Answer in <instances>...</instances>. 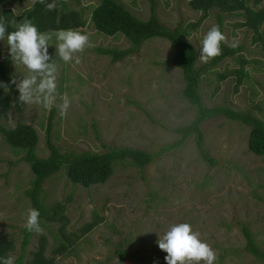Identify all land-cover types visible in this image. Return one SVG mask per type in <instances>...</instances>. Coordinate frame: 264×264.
I'll return each instance as SVG.
<instances>
[{
	"label": "rangeland",
	"instance_id": "obj_1",
	"mask_svg": "<svg viewBox=\"0 0 264 264\" xmlns=\"http://www.w3.org/2000/svg\"><path fill=\"white\" fill-rule=\"evenodd\" d=\"M63 1L66 9L79 12L85 20L84 26L73 30L89 37V46L78 54L79 64H65L55 55V37L49 41V55L58 69L56 104L66 94L71 101L67 115L61 117L55 105L46 109L35 103L22 104L18 111L12 98L13 106L1 115L0 123L12 128L20 119L33 126L39 157L49 154L47 122L52 110L50 138L61 151L102 153L112 147H129L153 152L176 141L180 135L173 129L189 124L196 113V106L183 95L182 70L172 62L176 46L153 37L144 41L137 53L114 62L94 49H125L130 42L121 33L107 36L96 32L91 15L98 0ZM117 1L137 18L149 17L148 0ZM188 1L157 0L158 18L169 28L196 21L201 12L191 9ZM34 2L0 0V21L4 11L16 22L24 19L23 13ZM247 5L258 9L264 1ZM241 21V13L224 15L221 32L227 41L223 43L241 46V50L211 67L200 60L199 52L203 36L218 24L216 10L191 29L188 37L196 50L195 66L203 68L199 94L206 107L227 105L250 111L264 121V43L252 42V31L240 26ZM261 29L264 41V23ZM4 58L12 79L30 75L23 65L13 64L6 39L0 41V61ZM241 58L246 62L240 64ZM240 66L247 74L237 85L230 71ZM219 73L226 77L219 78ZM200 127L203 147L213 165L201 157L191 135L142 171L127 160H118L103 184L84 187L72 183L64 170L53 175L43 184L42 203L50 213L57 212L56 220H43L42 233L32 232L23 258L31 256L44 236L45 256L53 257L55 264H144L117 255L119 248L163 262L167 253L156 243L158 233L188 223L215 251L214 264H263L245 249L241 227L246 225L264 250V155L249 151L250 128L239 121L218 115ZM21 155L0 135V233H8L14 240L10 255L15 259L21 253L25 214L31 208L24 191L33 178ZM93 221L95 226L87 231L86 225ZM59 240L71 244L69 254L53 253Z\"/></svg>",
	"mask_w": 264,
	"mask_h": 264
},
{
	"label": "trees",
	"instance_id": "obj_2",
	"mask_svg": "<svg viewBox=\"0 0 264 264\" xmlns=\"http://www.w3.org/2000/svg\"><path fill=\"white\" fill-rule=\"evenodd\" d=\"M262 1L264 0H189V7L201 12V16L196 21L189 22L186 26H182L179 22L175 27L169 28L157 16V0H148L150 14L145 20L134 16L117 0H98L91 15L96 32L107 36L121 33L129 40L130 45L125 49L96 47L94 49L96 53L110 56L111 60L115 62L122 60L125 56L137 53L143 42L148 39L161 37L169 40L177 48L172 62L182 70L185 82L183 95L191 104L196 106L195 118L187 125L174 128L173 130L180 137L174 142L162 145L156 151L150 152L129 147H112L102 153H90L87 151H61L58 146L53 144L50 138L54 113V110H52L47 122L46 144L49 149L47 157H39L36 153L38 134L33 126L24 123L20 119L17 120L12 128H7L0 123V135L3 140L16 152L22 153L20 160L27 163L33 173L30 187L24 191V194L29 198L31 208H35L40 212V224L43 220H56L57 212L53 211L50 213V210L44 207L42 203L43 184L62 170L65 171L72 183L80 184L84 187L103 184L112 175L113 165L118 160H127L131 165L142 171L147 164L153 162L156 158L179 148L191 135H194L201 157L213 165V158L210 157L203 147L204 133L201 130L200 124L218 115L247 125L250 128L247 140L249 151L258 156L264 155L263 120L256 117L250 111H237L227 105H216L214 107L203 105L199 94V82L203 68L195 66L196 50L188 40L191 29H195L208 16L209 12L215 9L218 20L217 26H219L220 30L225 14L241 13L243 21L239 25L252 31V42L260 41L264 43L263 31L261 29L264 23V5L258 9H253L247 5L248 2L257 5ZM46 2L52 3L53 0H46ZM55 3L57 6L54 11H46L45 6L35 0L31 8L23 13L24 19H17V23L30 20L42 33L60 29H76L84 26L85 20L79 12L66 9L63 0H55ZM1 17L7 26L8 32L14 31L15 28L12 21H16V19L5 15V11ZM221 48L222 54L207 62L208 67L215 66L226 57L235 56L241 50V46L233 47L225 43L221 44ZM243 62L246 61L241 58L239 63L243 64ZM242 66L230 71V73L236 76L237 85L243 81V77L247 74ZM218 75L221 79L226 77V73H219ZM12 80L8 59L4 58L0 61V84L8 85L9 90L5 91L3 87H0V119L2 114L12 108V98L15 102V108L18 111L22 108V104L18 101L19 92L15 85L12 84ZM93 126L97 132L95 121H93ZM51 210H54V207H51ZM95 224L96 221L88 223L86 230L89 231ZM241 230L246 239L245 249L264 264V250L255 242L251 230L244 224ZM22 232L21 253L15 259V264H55L53 257L45 256L46 239L44 236H40L37 249L32 251L31 256L25 260L23 258V251L29 243L32 232L27 231L25 227L22 228ZM70 246L71 244L66 245L64 240H59L53 253L69 254ZM13 250L14 240L9 238L8 233H0V257L10 255V252ZM117 255L123 258L138 260L144 264H167L166 261L157 262L148 256H141L138 252H128L121 248L117 250Z\"/></svg>",
	"mask_w": 264,
	"mask_h": 264
},
{
	"label": "clouds",
	"instance_id": "obj_3",
	"mask_svg": "<svg viewBox=\"0 0 264 264\" xmlns=\"http://www.w3.org/2000/svg\"><path fill=\"white\" fill-rule=\"evenodd\" d=\"M37 2L44 5L46 11L56 9L55 0L52 3H47L46 0H37ZM12 24L15 30L8 32L6 24L0 22V41L6 39L13 64L23 65L30 73L23 79L12 80V84L19 92V103L42 104L46 109L55 105L59 115L65 117L71 101L65 94L60 97L62 102L56 104L58 69L55 59L49 55V41L55 37V55L65 64L73 61L79 64L81 57L78 54L83 53L89 46L88 35L73 29L42 33L30 20L19 23L13 21ZM188 40L191 42V37H188ZM226 41L227 38L219 26H212L203 36L199 52L200 60L207 63L221 55V44ZM0 87H3L5 91L9 90L6 84H0ZM39 217L40 212L35 208H29L26 211L24 227L27 231L42 233ZM158 237L156 243L162 251L167 253L165 257L167 264H201V262L214 264L217 259L211 246L203 242L188 223L174 224L163 235L158 233ZM0 264H15V257L11 255L0 257Z\"/></svg>",
	"mask_w": 264,
	"mask_h": 264
}]
</instances>
